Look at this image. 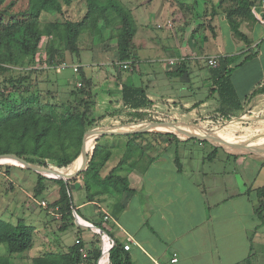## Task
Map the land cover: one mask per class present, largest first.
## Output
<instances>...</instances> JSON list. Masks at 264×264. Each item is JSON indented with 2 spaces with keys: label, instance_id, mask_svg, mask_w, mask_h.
I'll return each instance as SVG.
<instances>
[{
  "label": "crops",
  "instance_id": "obj_1",
  "mask_svg": "<svg viewBox=\"0 0 264 264\" xmlns=\"http://www.w3.org/2000/svg\"><path fill=\"white\" fill-rule=\"evenodd\" d=\"M245 26L242 29L252 40L251 46L238 41L236 45L241 48L236 53L211 54L218 56L246 53L249 49L258 46V54L238 66L232 74V81L241 100H246L260 83H264V46H261L264 41V24L257 23L253 28ZM138 33L137 27L134 42L137 47L138 64L141 62L140 53L148 56L147 60L152 62L163 58L167 52H172L170 54L173 55L180 49L178 54H183L182 50L185 46L183 48L179 38H173L171 34L165 36L171 37L167 43L160 44L151 43L153 36L148 34L144 37L147 43L139 42ZM110 39L96 42L90 33H82L79 38V53H69L70 61L80 64L82 72L92 81L93 90L97 95L99 114L108 115L121 108L124 83L147 86L149 97L157 100L156 106L162 109L163 113L169 111L182 115L183 112H187L189 116H194V114H204V110L209 113L215 108L212 106L213 100L203 103L200 107L194 106L191 95L193 91L188 92V84L180 81L179 77L168 76L163 66L145 67L144 71L140 69V74L147 76L139 80L132 74L137 71L139 65L135 69L132 67L124 69L122 61H119L117 40L115 37ZM74 56L77 57L76 62ZM42 58L45 59V55H42ZM38 59L39 56L36 55L35 66L39 64ZM128 70L133 72L130 73ZM234 75H241L242 79L236 83ZM189 85L195 87L193 84ZM180 100H186L185 106L178 104ZM169 101L174 102L175 105L172 107ZM163 113L160 112L166 115ZM115 117L124 116L115 115ZM111 125L106 127H112ZM127 125L130 124L120 126ZM178 128L185 133L179 132ZM240 130H242L240 122L232 121L222 130H217L215 135L228 142L249 144L264 149V127H250L238 136ZM99 131L100 128L95 130L94 134L89 133L90 136L92 135L91 137L88 135L90 143L94 141L97 143L101 138L98 137ZM146 132L150 134L136 140V143L146 145V153L141 156V160L139 157L140 161L135 168H130L129 160L119 170L120 175L129 179L133 191L110 194L101 184L88 190L83 176L71 181L73 204L78 212L83 211L85 214L83 217L79 213L80 217L103 227L116 242L125 245L128 237H131V248L128 251L135 264H154L153 259L159 260L162 264H264V249L260 247L264 244V222L258 218L255 211L260 199L257 189L264 186V150L256 152L247 149L237 150L223 144L227 154L225 158L220 157L217 150L216 153L207 156L209 164L204 160L190 157L186 166L184 159L188 157L181 153L187 150L186 147H190L192 142L197 143L195 146L204 144L195 140H184L190 138L188 134L198 136L208 134V129L204 125L181 123L173 127L161 125ZM158 132L174 133L183 142L176 144L163 138L166 143L162 144V148L159 141L147 138L149 135H160ZM255 133H258V137L248 141ZM117 136L126 137V134ZM126 139L127 142L123 146L125 149L116 160L113 159V152L110 149L111 154L100 172L101 178L104 179L121 162L128 143V138ZM208 142L219 147L216 143ZM153 147L156 151L151 152ZM174 148V153L168 151ZM178 152L183 166L181 172L174 161ZM16 161L24 167V164ZM43 183L45 188L37 197L41 196V200L47 197L49 202L55 201L59 197V187L57 186L56 189ZM44 192L47 193L45 196ZM94 192L96 195L90 199L89 196ZM49 195L51 200L48 198ZM31 196L30 193L29 197ZM27 209L31 210L28 205ZM45 211L47 216H38L40 218L37 224L26 222L27 225L34 227V234L37 232V236L41 237L42 232L48 227L49 218L60 220V216L50 213L47 209ZM106 213L110 215L109 220L104 219ZM31 215L30 212L29 217ZM6 221L17 224L19 219L16 222ZM54 222L57 223L58 220ZM36 225L39 227L36 228ZM85 231L88 236L91 234L89 230ZM64 232L55 240L57 249L50 251L65 252L74 244L76 238L81 237L77 235L73 242L66 243V238H63ZM86 238L89 239L87 236ZM40 243L42 250L44 242ZM175 252L178 253L179 261L173 263L171 260ZM42 253L46 252L42 251Z\"/></svg>",
  "mask_w": 264,
  "mask_h": 264
},
{
  "label": "trees",
  "instance_id": "obj_2",
  "mask_svg": "<svg viewBox=\"0 0 264 264\" xmlns=\"http://www.w3.org/2000/svg\"><path fill=\"white\" fill-rule=\"evenodd\" d=\"M74 1L80 4L79 10L82 11L77 19H72L67 15L68 8ZM5 2L6 0H0V75L10 71L12 65L18 64L23 66L22 68L27 74L18 78L13 76L5 78L4 81L12 83L16 93L13 94V91L8 88L0 90V154L13 153L46 169H59L71 174L80 168L81 161L78 156L82 152L85 134L97 127L98 122L107 116L106 113H98L97 95L93 90L91 79H88L80 70L76 80H82V86H74L67 99L60 104L53 103L52 96L44 101L40 86L36 85L37 88L31 85L24 86V82L33 79L39 84V80H42L39 78L41 71L48 72V70L56 69L58 72L57 66L63 62L65 50L79 53V38L82 33H90L96 42L115 37L118 44L119 61H131L132 69H135L137 67V47L134 37L137 32V23L133 8L123 0H28V6L24 11L13 13L9 11L13 2L3 9L2 6ZM258 5H261V0H218L210 12L208 28L213 32L214 37L218 36L219 31L214 20L219 14V9H222L233 34L251 46L253 42L242 27L244 23L248 28H253L257 23H261L253 12V8ZM43 14H54L56 18L42 22ZM192 43L193 46L194 43ZM41 50H45L47 53L49 68L31 66L35 63L36 55ZM248 51L246 52L248 54L242 52L233 55H218V64L215 67L208 63L198 62L195 64L191 60H186L178 66H162L168 76L179 77L180 81L187 84H194L191 74L193 67H197L202 72L207 69L208 77L201 76V79H208L210 82L209 95L200 98V100L197 99L194 106L200 107L203 103L213 100L212 106L215 107L213 109L215 114L231 119L249 112L264 98V83H260L246 100H241L232 81L234 70L245 61L254 58L258 54V46ZM27 62L31 67L25 66ZM36 76H38V81H36ZM45 77L46 79L43 78V80L46 81V85L54 83L49 72ZM193 88L196 90H193L191 95L196 96L199 88ZM45 89L48 93H52L50 88ZM22 92H27V94H20ZM53 97L55 99V96ZM156 103L157 100H152L149 97L147 86L124 83L121 108L115 112L118 115L126 116L127 120L123 124L129 123L130 125L117 127L124 130L140 129L141 125L145 124L143 122L156 121L153 115L148 112ZM147 134L150 132L126 134L128 138L126 152L121 162L104 179L100 177V172L111 154L110 149H107L104 154H100L99 139L93 149H91V145L86 146L89 160L78 176H83L88 190L101 184L110 194L133 191L129 179L120 175L119 170L129 160L130 168L136 167L141 156L147 150L146 145L136 143V140L144 138ZM158 134L164 135L165 140L172 143L183 142L171 132H158ZM188 140H195L202 144L209 143L207 140H199L194 137L184 141ZM217 150L218 148L215 147L210 155L216 153ZM77 158L78 160H76ZM174 161L181 172L183 166L179 152ZM47 176L56 179L47 178L38 173L35 195H40L43 192L44 179L56 181L60 186L59 197L49 204L51 207H59L61 229L65 231L69 226L75 225L78 230H81L73 215L75 206L70 187L71 181L78 176L67 181L57 179L56 174L54 176L47 174ZM257 193L260 199L255 211L258 218L264 222V186L258 188ZM95 195L96 192L89 198L92 199ZM81 235L79 234V236ZM34 243L33 226L27 225L23 219H19L17 224H13L0 218V245H4L8 250L7 255L0 254V264H13L15 255H21L31 250ZM82 246L88 248L86 258L81 253ZM100 256L101 240L98 235L91 234L88 243H74L65 252L42 253L32 258V264H97ZM104 260L102 259V263ZM110 264L135 263L124 244L116 242L111 250Z\"/></svg>",
  "mask_w": 264,
  "mask_h": 264
},
{
  "label": "rangeland",
  "instance_id": "obj_3",
  "mask_svg": "<svg viewBox=\"0 0 264 264\" xmlns=\"http://www.w3.org/2000/svg\"><path fill=\"white\" fill-rule=\"evenodd\" d=\"M128 6L133 8V14L136 19L137 27H138V36L140 41L139 42H146L147 40L144 38L146 34L152 35L153 40H151V43H160L165 44L167 41L171 38H166V34H171L173 38L177 37L179 38L180 43L182 44L184 50V54H188L191 51H194L197 56H205V55H211L216 53H222V52H232L236 53L241 48L240 46L236 45L239 40L231 31L228 21L226 20L224 14L222 13V9H219V14L215 17V24L216 28L219 31V36L214 37L213 32L208 28V21L210 17V12L213 9V6L218 2V0H123ZM11 2H13L12 7L9 8L10 12L17 13L18 11H24L28 6V0H6V2L3 4L2 8L4 9L6 6H8ZM264 4V0H261V5H258L259 10H264L262 5ZM79 3L77 1H74L71 6L68 8L67 15L68 17L72 19H77L79 14H81V10H79ZM56 15L54 14H43L41 17L42 22H46L54 18ZM56 18V17H55ZM168 22H172V26L168 27L166 24ZM163 25L162 27H158V25ZM264 24V23H262ZM166 25V26H165ZM245 25V23H244ZM243 25V26H244ZM247 27V26H245ZM247 29V28H245ZM88 36V34H87ZM166 36V37H165ZM207 38V39H206ZM174 40V39H173ZM194 43H192L191 42ZM111 41V39H110ZM260 41V40H259ZM174 42V41H173ZM190 43V46H189ZM193 44V46L191 45ZM261 46H264V41L262 42ZM179 49V48H178ZM179 51L174 52V54H170L172 52L165 53V56L163 58L172 57L174 55H179ZM46 51L41 50L40 52V59L42 58V55H45ZM71 52L68 50L64 51V58L63 60H70L69 56ZM69 54V55H68ZM217 56V55H212ZM145 54L140 53V60L139 64L137 63V66L139 65V68L135 73H132L133 70H128V72L134 74L139 80L142 77H146L147 75H141L139 70L141 69L144 71L145 67H162V63L159 60L155 61H148ZM153 57V56H151ZM74 60L76 62L77 57L74 56ZM191 61L195 64H198V62L205 64V60L202 59V57H197L195 59H191ZM36 64L33 63L31 66L34 67ZM10 71L3 73L0 75V90L2 91L4 88H8L9 90L13 91V94L16 93L13 90L12 83H9L7 81H4L5 78L14 77L18 78L19 76L26 75L27 72L24 71L21 66V64L18 65H12ZM26 67H31L28 62L25 65ZM26 68V69H28ZM192 69V68H191ZM47 71V70H46ZM49 72L51 76V80H54L53 84L46 85V81L43 80V78L46 79L45 75ZM48 72L41 71L39 73V78H42V80H39V84L36 83L33 79L32 81H26L24 82L25 85H31L34 88H37L36 85L40 86L42 88V97L44 98V101L51 98V101L53 103L57 104L61 103L62 101L66 100L68 97L69 92L73 89L74 86H78V82H82V80H76L78 77L76 72L73 70V67L68 65L65 68L62 69V71L56 72V69L48 70ZM191 74L193 76L194 80V86L198 87V93L195 95H192V103H195L197 99L200 100V98H205L209 95L210 91V82L208 79L203 80L201 79V76H207L208 77V70L204 69L203 72L201 70H198L197 67H193ZM239 74V73H238ZM34 78V77H33ZM38 76H36V81H38ZM236 83H238L239 79H242L241 75L237 76L234 75ZM74 83V84H73ZM189 91L191 92L196 89H192L191 85H187ZM45 88H50V92L48 93ZM170 88L167 89L169 91ZM172 89V88H171ZM20 94L26 95L27 92H22ZM193 94V92H192ZM55 96V99L54 97ZM178 102V101H177ZM186 100H180L178 102L179 105L185 106ZM168 104V102H167ZM169 104L173 107L175 104L172 101H169ZM60 110H63L60 108ZM189 111V110H186ZM150 112V115H153V118L156 121H173V122H179L181 124H190V125H204L208 130L216 132L217 130H222L224 127H226L228 124H230L232 121H239L241 125V129L239 133L237 134L240 136L244 133L243 130L248 129L250 127H264V98L258 102L257 106L253 109H250L249 112L244 113L242 115L234 116L231 119H226L224 117H219L217 114H215L214 110H212L209 113H206V110H204V114L202 115H195L189 116L187 112H183L182 115L174 114L173 112L170 113L169 111L163 113L162 109L158 108L156 104L148 110ZM153 112V113H152ZM166 114L162 115L160 114ZM254 112V113H253ZM115 113V114H114ZM246 114V116H245ZM115 111L109 113L105 118L108 119H102L98 122L99 127H106L109 124L113 128H120L122 126L120 125H126L123 124L124 121L127 120V117L124 116L123 118H116ZM119 119V120H118ZM152 122V121H150ZM146 123V122H145ZM148 123V122H147ZM129 124V123H128ZM146 124H142L141 128H143ZM120 126V127H117ZM161 126V125H160ZM95 132V131H94ZM93 132V134H94ZM90 136V134H89ZM92 136V135H91ZM90 136V137H91ZM258 137V133L252 134L249 137L248 141L254 140ZM148 139L156 140L160 142V145L163 148L164 143H166L163 138H166L164 135H149L147 137ZM89 142V141H88ZM127 142L126 137L124 136H110V135H102V137L99 139V149L101 150L100 154H104V152L109 148V145L111 144L112 147L109 149L112 150L113 159L116 160L117 156H121L123 150L125 147H123ZM96 141L87 143L86 146L91 145V149L95 146ZM197 143L192 142L190 147H186L187 150L183 151V153L188 158L184 159V162H186V166L188 165V161L192 158H196L199 160L206 161L207 164H209V159L207 158L208 155L213 151L214 147L213 144L208 143L204 144L202 146H195ZM218 153L220 157H226L225 153V147L222 145H219ZM156 151L154 147L151 149V152ZM158 151V149H157ZM170 153H174L175 148L173 150H168ZM206 159V160H205ZM84 160V154L80 156V161ZM23 164V163H22ZM221 163L219 162V166ZM6 174V175H4ZM8 175V176H7ZM47 178L56 179L55 177H49ZM13 180V182L11 181ZM15 182V183H14ZM38 182V173L30 168L21 166L20 163H18L15 159L9 158V157H3L0 159V218L4 220H12L13 222L17 221L18 219H25V222L31 223V224H37V221L41 216H47L46 215V209L40 206L37 201H40L41 196L37 197L35 195V186ZM45 183L48 184V186H52L53 188L60 187L56 181H52L51 179L45 180ZM12 188V189H10ZM31 193V197H29V194ZM44 196L47 194L46 192L43 193ZM58 195V194H57ZM51 195L48 196V198L51 200ZM43 200V199H42ZM49 202L47 197L44 199ZM27 205L30 207V211L27 209ZM31 212V216L29 217V213ZM80 215L85 217V214L83 211H79ZM48 227L46 231H43V236H37V232L34 234V239L36 240V245L31 249L26 251L24 254L15 255L13 258V264H32V258L34 256H38L42 254V251L47 252L53 249H57L55 243V240L57 237L61 235L62 232H64L61 229L62 222L59 219H48ZM58 220L57 223L54 221ZM39 226L36 225V228ZM80 230V229H79ZM78 227L75 225H71L68 227V229L64 232L66 238V243H71L75 239L77 235H81L83 233V230H80L79 233ZM263 231V228H262ZM86 232V231H84ZM84 235H87V233H84ZM97 235V234H95ZM99 236V235H98ZM86 237V236H85ZM100 238V237H99ZM88 239V238H87ZM90 240V236L89 239ZM44 242V247L41 250V243ZM55 247V248H54ZM257 249L258 244H256ZM261 249H264V244H261ZM263 247V248H262ZM41 250V251H39ZM0 254L1 255H7L8 250L4 245H0Z\"/></svg>",
  "mask_w": 264,
  "mask_h": 264
},
{
  "label": "built area",
  "instance_id": "obj_4",
  "mask_svg": "<svg viewBox=\"0 0 264 264\" xmlns=\"http://www.w3.org/2000/svg\"><path fill=\"white\" fill-rule=\"evenodd\" d=\"M262 7H264V4L262 5ZM253 12L255 13V15L259 19V21L261 23H264V10H259L258 6H255L253 8ZM163 25L159 24L158 27H162ZM166 25L168 27H171L172 22H168ZM44 39H45V37L43 38V40ZM38 56H39V59H38L39 64H37L36 67H38V68H49V65L47 63V54L45 53V59H43V58L40 59V52L37 53V57ZM197 57H202V59H204L205 62L208 63L210 66L215 67L218 64V56H212V55L197 56V54L194 51H191L188 54L183 53V54L175 55V56L168 57V58H161V59H159V61L164 66H178V65L183 64L186 60L195 59ZM131 64H132L131 61H125V62H122V67L124 69H130L132 67ZM68 65L72 66L73 70L76 73H78L82 68V66L80 64L74 63L70 60H63V62L57 66V69H58V71H61L63 68H65ZM82 84L83 83L81 81L78 82V86H82ZM38 203L43 208L47 209L50 213L61 217V214L58 213V210H59L58 206L51 207L49 202L44 200V199L38 201ZM73 215L75 217V221H76L77 225L81 228V230H83L81 237L76 238L74 243L75 244L88 243L90 240H88L85 236L89 237L91 234L99 235L100 240H101V256L99 257L97 264H110L111 250L116 245V240L103 227L97 226L92 222L83 220L80 217L79 213L77 212V209H75V208L73 209ZM104 219L109 220L110 215L108 213H106L104 215ZM85 230H89L91 232V234L89 236H88V234L84 235ZM130 242H132V238L128 237L127 243L124 245L126 250H129L131 248ZM81 253H82L84 258L87 257V255H88L87 246L81 247ZM102 259H105L103 261V263H102ZM171 261L173 263H176L179 261L178 253L175 252L173 254ZM153 262H154V264H162L157 259H153Z\"/></svg>",
  "mask_w": 264,
  "mask_h": 264
},
{
  "label": "water",
  "instance_id": "obj_5",
  "mask_svg": "<svg viewBox=\"0 0 264 264\" xmlns=\"http://www.w3.org/2000/svg\"><path fill=\"white\" fill-rule=\"evenodd\" d=\"M145 124L146 125L143 128L132 129V130H121L120 128H113V127H99L101 131H99V136L98 137H100L102 135H119V134H128V133H136V132H146V131H151L154 128L160 126V125L170 126V127L177 126L179 124V122H173V121H169V122H166V121H152V122H148V123H145ZM185 124H187V123H185ZM96 129L97 128H94V129L88 131L85 134L84 140H83L82 152L78 156V158H79L82 154H84L83 164L77 171H75V172H73L71 174H67V173H65V172H63V171H61L59 169H46V168L41 167V166H39L37 164H33L31 162H28L25 158L19 157L18 155L13 154V153L0 154V159L3 158V157H13V158H15L17 160H20L24 164V167L33 169L36 172H39V173H41V174H43L45 176H47V173H53V174L57 175V179H64V180L67 181L70 178L78 176L80 174V172H82L84 170L85 166L87 165L88 160H89V152H88V150L86 148V136H87V134H89L91 132H94ZM178 130L181 133H185V131L180 129V128H178ZM187 136L190 137V138L194 137V138H197L199 140H208V141H211L213 143H216L217 145H222L223 146V144H226V145L231 146L232 148L237 149V150L247 149V150L254 151V152L263 151L264 150L263 148H256V147L249 146V144L228 142V141L220 138L219 136L215 135V132L210 131V130H208V134H206L204 136L191 135V134H188ZM92 154H93V152L91 153V155ZM78 158L76 160H78Z\"/></svg>",
  "mask_w": 264,
  "mask_h": 264
},
{
  "label": "bare ground",
  "instance_id": "obj_6",
  "mask_svg": "<svg viewBox=\"0 0 264 264\" xmlns=\"http://www.w3.org/2000/svg\"><path fill=\"white\" fill-rule=\"evenodd\" d=\"M88 139H89V138L87 137V138H86V145H87V143H88ZM83 161H84V160L81 161V163H80V167L82 166ZM50 174H53V173H50ZM53 175H55V174H53Z\"/></svg>",
  "mask_w": 264,
  "mask_h": 264
}]
</instances>
